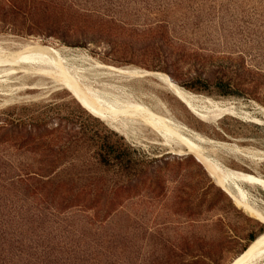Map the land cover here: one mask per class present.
I'll list each match as a JSON object with an SVG mask.
<instances>
[{
  "label": "rangeland",
  "instance_id": "374dc122",
  "mask_svg": "<svg viewBox=\"0 0 264 264\" xmlns=\"http://www.w3.org/2000/svg\"><path fill=\"white\" fill-rule=\"evenodd\" d=\"M30 51L55 63L0 64V215L29 231L26 244L51 246L62 264H230L264 233L193 154L176 152L180 132L110 124L85 99L92 90L120 111L164 115L227 145L210 152L222 167L264 180V0H0V60ZM123 67L165 73L236 113L204 118ZM112 144L130 148L126 169L102 148ZM127 178L128 193L110 192ZM47 180L80 205L55 211ZM240 186L264 212L262 186Z\"/></svg>",
  "mask_w": 264,
  "mask_h": 264
},
{
  "label": "bare ground",
  "instance_id": "6f19581e",
  "mask_svg": "<svg viewBox=\"0 0 264 264\" xmlns=\"http://www.w3.org/2000/svg\"><path fill=\"white\" fill-rule=\"evenodd\" d=\"M30 52L31 53H26L21 56L18 55L16 58L14 57V59L0 60L1 62L0 64L6 63L7 65L12 66L11 63L15 62V60H19L28 63H34L35 65L38 64L39 65L38 69L43 70L40 67L44 65L51 66L52 63H55L51 59H48L47 57L43 56V54H37L32 51ZM2 67L4 68V66ZM25 70L28 73V68H26ZM3 71L7 72L8 69H4L2 70V72ZM36 72L40 73L39 71ZM116 74H120L123 76H135V77H143V76L153 77L159 83L166 86L178 99H180L182 102L188 105L195 113L207 119H213L216 115H220L224 113H236L234 106L219 104L217 102H213L210 98L201 97L188 90H185L184 88L178 86L165 73H161V72L144 73V71H141L138 68L136 69V67L135 69L123 67V68H119ZM71 89L74 90L76 93H79L85 97V93L83 91H79L73 87H71ZM87 89L89 88H86L85 90L87 91ZM91 91L92 90L87 92L89 95H91V97L95 101L87 97H85V99L89 101L93 109H95L98 113L104 115L106 119L110 122V124L114 125V123L117 122H120L121 124L124 125H126L128 122L138 123V124H142V126L145 125L150 127L153 131H161V129L164 127L166 131L175 129L178 132H180L181 135L177 133H173L171 135V137L173 138L172 143L178 147V149H175L176 152L181 153L183 151V148L185 147L186 151L193 154L195 158L207 168L210 174L215 178L217 184L227 194H229V196H231V198L238 207H241L244 211L248 212L250 215L254 216L255 218L259 219L262 223H264V212L257 209L253 204H251L245 198V195L240 186L241 183H249V184L258 183L264 189V180L260 177L255 179L243 175L241 173H237L229 168H224L221 166V164H218L217 163L218 161L216 162V160H214L210 155V152L230 150V148L227 145L214 143L211 140L204 139L196 134L184 133L177 125L174 124L175 122L172 121V119L170 120L169 118H166L164 117V115L161 114L159 115L164 120H162L160 117L154 118L149 113L143 112L140 108L141 107L140 105L135 106L134 109H127L126 111H120L118 110V107L116 109L114 106L106 105V99H104L105 97L101 96L103 94L99 95L96 92H91ZM201 100L202 101L204 100V102L211 103V108L207 106L206 107L202 106L200 104ZM102 105L103 107L104 106L105 107L102 108ZM106 107H109L111 109H108ZM238 114L247 116V114H244L242 112L237 113V116H239ZM205 143L207 145L212 146V148L209 149L208 147H204L203 144ZM230 264H264V233L259 235L253 241H251L248 247L242 253H240Z\"/></svg>",
  "mask_w": 264,
  "mask_h": 264
},
{
  "label": "trees",
  "instance_id": "16d2710c",
  "mask_svg": "<svg viewBox=\"0 0 264 264\" xmlns=\"http://www.w3.org/2000/svg\"><path fill=\"white\" fill-rule=\"evenodd\" d=\"M102 148L106 151L108 157L115 159L121 158L119 161L125 160V169L127 164L133 162L129 147H126L123 150L121 156L120 152L113 144L107 148L102 146ZM103 164L104 163L101 165ZM141 173L143 174L142 168ZM122 181L116 184L110 192L113 194L119 193L117 195L121 196H123L121 192L128 193L131 189V186L129 185L130 179L127 178ZM44 187L46 190V196L48 198L52 197L54 199L50 201V205L55 211H59L61 209L67 210L80 205L78 201H74L76 198L74 193H71L69 190H61V188L54 181L47 180L44 183ZM0 216L3 217L6 222V227H0V264H62V258L58 257L57 254L51 255L53 253V248L51 246L43 245L41 248H38L37 246L33 247L26 244L25 242H28L27 240L29 236H31L28 235L29 231L25 230V228H21L20 230L12 229V226H8L10 223L9 215L1 214ZM48 233L49 232L46 234ZM255 238H251V241ZM64 258L66 260L71 259L68 256H64Z\"/></svg>",
  "mask_w": 264,
  "mask_h": 264
}]
</instances>
